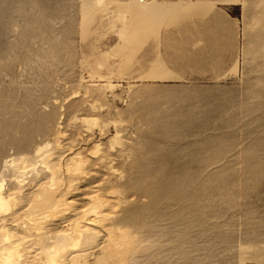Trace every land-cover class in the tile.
Returning a JSON list of instances; mask_svg holds the SVG:
<instances>
[{
    "label": "rangeland",
    "instance_id": "obj_1",
    "mask_svg": "<svg viewBox=\"0 0 264 264\" xmlns=\"http://www.w3.org/2000/svg\"><path fill=\"white\" fill-rule=\"evenodd\" d=\"M124 1L0 0V153L31 155L38 146L45 151V143L58 137L63 145H73L63 155L64 160L78 151L99 160L110 151L117 155L113 168L117 177L124 176L121 182L135 163L149 168V181H158L153 174L165 167L170 157L169 166L186 163L187 157L179 148L194 138L162 134L164 118L190 121L193 132L203 126L209 187L205 234L196 228L184 231L178 227L179 238L187 242L182 249L167 251L163 243H156L139 255L151 254L149 262L143 264H264V0H243L241 12L234 11L238 39L232 68L227 67L222 77L186 78L169 74L161 52L141 78L96 71L119 39L107 35L94 39L98 29L92 30V26L97 27L99 16L106 17L114 6L118 12L123 9L124 17ZM133 10L140 11L136 7ZM163 21L164 16L155 23L161 28ZM109 65L114 64L111 61ZM75 101L83 103L85 109L76 113L78 120L68 116ZM138 108L140 116L131 118L129 114ZM109 110L122 115L123 122L117 127L111 123L114 117ZM82 117L92 121L81 122ZM117 129L120 132L114 146L112 138ZM110 161L103 160L81 174L83 179L70 200L83 210L89 202L87 194L94 188H108L104 196L115 206L114 219L126 221L148 209L141 213L148 216L151 226L165 223L153 216L161 201L151 203L132 191L120 195L116 191L124 189L118 188V183L102 182ZM34 175L32 171L28 174L30 178ZM41 178V185H32L29 206L19 212L33 229L45 226V220L31 221V215L46 207L45 201L37 198L47 182L45 173ZM126 195L128 201L119 204L120 196ZM129 230L137 231L133 227ZM140 231L141 235L145 228ZM28 235L29 240L43 239L45 245V231ZM38 241L32 246L41 254ZM104 245L105 250L98 247L91 251L104 255L98 264H122V247L108 241ZM115 249L118 251L113 252Z\"/></svg>",
    "mask_w": 264,
    "mask_h": 264
},
{
    "label": "bare ground",
    "instance_id": "obj_2",
    "mask_svg": "<svg viewBox=\"0 0 264 264\" xmlns=\"http://www.w3.org/2000/svg\"><path fill=\"white\" fill-rule=\"evenodd\" d=\"M162 1L144 0L140 3L139 0H127V2L125 0V16L131 15L136 18L139 11L136 13L133 8L136 7L146 13L152 6H157ZM47 27L48 25H45V45ZM82 104L75 101L71 105V109L68 110V116L71 119L78 120L76 113L85 111ZM94 105L91 104L90 107L95 109ZM109 114L114 117L111 123L115 127L123 122L120 112L114 113L109 110ZM140 114L141 110L138 108L129 116L134 118ZM164 119L166 121L161 122L162 134L194 138L186 140L182 144L184 146L179 148V153L184 152L187 157L186 163L169 166L171 165L170 157V162L167 160L168 166L157 169L155 175L153 174L158 181L148 180L151 176L149 168L142 167L141 163H133L132 172L129 176H125L124 182H121L124 176L117 177L115 174L117 170L113 168L117 155L110 151H106L99 160L91 159L82 151L71 154V157L64 160L63 155L71 151L73 145L71 143L63 145L58 137L45 143V151L43 146H38L31 155L7 156L0 153V234L4 243L0 246V264H98L102 262L104 255L96 256L91 251L98 247L105 250L106 245L104 244L107 241L116 248L122 247L121 251L124 255L122 264H143L146 260L149 262L151 254L142 256L139 253L156 243H163L167 251L182 249L186 246V239L181 237L180 239V231H176L178 227H183L184 231L196 228L199 234H205L206 194L209 187L205 159L206 144L205 139L202 138L203 126H199L198 131L193 132L189 127L190 121ZM80 120L84 123L92 121L88 117H82ZM119 132L117 129L112 138L113 145V142L118 141ZM60 134L63 135L61 132ZM112 144L109 147L111 150L113 149ZM100 146V144L96 146L97 151ZM1 149L2 144L0 143ZM97 151L95 150L96 153ZM107 159L111 161L107 172L102 174L104 176H102V182L118 183V188L124 189V191H116L120 195L122 192L132 191L138 198L147 197L152 201L151 203L161 201V207L153 216L156 220H162L165 223L158 225L154 222L151 226V222L146 220L148 216L143 217L141 213L148 212V209L146 211L137 210L140 214L135 213L136 216L133 215L126 221L114 219L116 218V212L113 211L115 206L108 197L104 196L108 188H94L93 193L87 194L89 202L86 206L84 205L86 208L83 210L70 200L77 189L76 185L83 179L81 174H86L88 168ZM30 171L35 174L31 178L28 176ZM44 173L47 182L37 198L45 201V211L31 215V221L43 223L45 220V226L33 229L24 222L20 213L29 206L33 191L32 185L40 184ZM127 201L128 196L126 195L120 196L117 202L120 204ZM131 213L133 214V211ZM61 223H64V226H61ZM131 227L137 231L131 232L129 230ZM125 228L127 230H124ZM143 228L145 231L140 235L142 232L140 230ZM41 230L45 231V245L42 244L43 239L38 241L31 238L29 240L31 236L28 234L35 231L39 234ZM105 237L106 242L103 240ZM116 237H119L121 241ZM154 237L155 240H153ZM37 241L41 242L43 248L41 254L38 253L37 248L32 246ZM147 241L149 243L146 245ZM178 242H183V244ZM26 244H31V246L25 247ZM116 251L118 250L115 249L113 252ZM92 256H94L93 263L90 262Z\"/></svg>",
    "mask_w": 264,
    "mask_h": 264
},
{
    "label": "crops",
    "instance_id": "obj_3",
    "mask_svg": "<svg viewBox=\"0 0 264 264\" xmlns=\"http://www.w3.org/2000/svg\"><path fill=\"white\" fill-rule=\"evenodd\" d=\"M243 3L164 0L146 13L139 11L136 18L124 15L125 19L123 9L118 12L115 6L111 7L106 17L99 16L97 27L93 24L92 30L98 29L94 39L107 35L118 37L119 41L113 44L116 48L110 49L104 62L97 64L96 71L141 78L151 70L161 52L164 68L175 78L222 77L236 61L238 29L234 11L240 13ZM163 16L164 24L159 28L155 21ZM116 56L120 59L113 61Z\"/></svg>",
    "mask_w": 264,
    "mask_h": 264
},
{
    "label": "built area",
    "instance_id": "obj_4",
    "mask_svg": "<svg viewBox=\"0 0 264 264\" xmlns=\"http://www.w3.org/2000/svg\"><path fill=\"white\" fill-rule=\"evenodd\" d=\"M140 1V3H142L144 0H139Z\"/></svg>",
    "mask_w": 264,
    "mask_h": 264
}]
</instances>
